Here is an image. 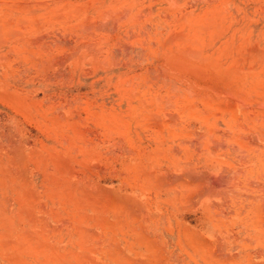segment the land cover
Here are the masks:
<instances>
[{"label": "rangeland", "instance_id": "374dc122", "mask_svg": "<svg viewBox=\"0 0 264 264\" xmlns=\"http://www.w3.org/2000/svg\"><path fill=\"white\" fill-rule=\"evenodd\" d=\"M0 264H264V0H0Z\"/></svg>", "mask_w": 264, "mask_h": 264}, {"label": "bare ground", "instance_id": "6f19581e", "mask_svg": "<svg viewBox=\"0 0 264 264\" xmlns=\"http://www.w3.org/2000/svg\"><path fill=\"white\" fill-rule=\"evenodd\" d=\"M66 6H67V4H66ZM85 9V8H84ZM80 12V11H79ZM77 24V23H76ZM203 184V183H202ZM226 194V193H225Z\"/></svg>", "mask_w": 264, "mask_h": 264}]
</instances>
